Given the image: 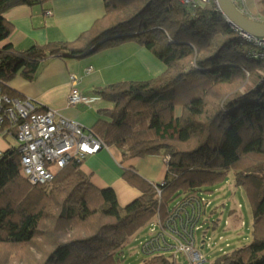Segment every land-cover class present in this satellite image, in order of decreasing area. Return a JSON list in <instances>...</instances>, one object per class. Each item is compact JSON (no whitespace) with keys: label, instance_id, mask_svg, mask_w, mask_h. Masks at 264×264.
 <instances>
[{"label":"trees","instance_id":"obj_1","mask_svg":"<svg viewBox=\"0 0 264 264\" xmlns=\"http://www.w3.org/2000/svg\"><path fill=\"white\" fill-rule=\"evenodd\" d=\"M48 1L0 0V80L34 79L50 56L138 42L166 69L101 89L114 107L92 129L125 158L169 156L167 176L161 194L142 181V194L123 206L114 188L90 181L84 160L73 159L49 183L31 184L11 147L0 157V264H123L124 245L143 225L164 223L177 202L212 192L231 171L252 207V241L219 250L215 264H264V60L251 56L252 43L213 0H104L105 15L75 41L16 50L4 12ZM178 258L153 253L141 264H181Z\"/></svg>","mask_w":264,"mask_h":264},{"label":"crops","instance_id":"obj_2","mask_svg":"<svg viewBox=\"0 0 264 264\" xmlns=\"http://www.w3.org/2000/svg\"><path fill=\"white\" fill-rule=\"evenodd\" d=\"M48 9L52 11L51 15L46 14ZM105 13L104 0H50L44 5H15L4 12V17L13 27L8 41L16 50L26 51L36 45L75 41ZM154 64L160 65L159 60L144 46L130 40L82 56L47 57L41 61L34 79L17 75L8 85L12 95L35 100L38 109H55L61 115L93 128L100 118L108 117L107 111L114 107L101 96V89L121 80L158 76L151 70ZM88 68L90 72H87ZM71 74L79 77V90L85 96L95 98L89 105L68 104ZM141 75L144 76L140 78ZM13 146H17L15 138L0 135V153ZM167 169L162 154L125 158L115 144L88 155L82 164L90 181L99 188H114L123 206L142 194L140 182L153 185L164 182ZM231 209L230 214L240 213ZM235 219L236 223L241 221L238 216Z\"/></svg>","mask_w":264,"mask_h":264},{"label":"built area","instance_id":"obj_3","mask_svg":"<svg viewBox=\"0 0 264 264\" xmlns=\"http://www.w3.org/2000/svg\"><path fill=\"white\" fill-rule=\"evenodd\" d=\"M180 1L184 4L196 2V0ZM213 1L222 12L219 0ZM232 1L242 13L252 19L260 20L250 13L247 0ZM46 14L51 15L52 11L48 9ZM225 19L246 41L252 43L251 56L264 60V37H257L243 31L226 15ZM90 70L88 68L87 72ZM78 82L79 77L71 74L72 90L68 97V104L89 105L95 98L85 96L77 87ZM5 87L9 88L8 83L0 80V135L12 136L13 132L16 134L15 139L20 154V174L31 184L49 183L73 159L84 160L88 155L108 147V144L92 128L61 115L55 109L47 108L39 111L35 100L10 95ZM2 154L0 153V157ZM168 160L169 156H165L166 163ZM162 185L164 182L156 185L159 194H161ZM205 201L204 197L179 201L175 204L177 207L174 213L164 223H161L159 218L151 222L154 231L156 228L158 231L155 236L142 244V251L146 255L162 253L177 258L185 254L191 264L205 262V254L195 246V231L203 228L202 221L206 216V208L210 205ZM181 222L186 225V228L173 231L172 228L175 225L179 227ZM169 230L172 233L171 236L168 233ZM174 236L178 239L175 245H161V243L165 244L162 239L171 243L174 241ZM223 250L222 248L221 251Z\"/></svg>","mask_w":264,"mask_h":264},{"label":"rangeland","instance_id":"obj_4","mask_svg":"<svg viewBox=\"0 0 264 264\" xmlns=\"http://www.w3.org/2000/svg\"><path fill=\"white\" fill-rule=\"evenodd\" d=\"M247 7L249 9L251 7L250 13L253 16L264 21V0H247ZM233 35L237 36L236 33ZM158 60L160 65L154 64L151 67L156 75L161 74L166 69V64L160 59ZM151 70L148 74H151ZM113 71H116V69ZM143 76L141 75L140 78ZM213 189L212 192L203 195L205 202H209L210 205L206 208V216L202 221L203 228L201 227L195 231L196 249L206 256V261L201 264H215L216 255L221 254L219 250L222 248L231 251L252 241V207L244 187L237 184L234 173L231 171L226 181L217 184ZM231 208L237 209V212L240 213L238 215L230 214L232 212ZM237 216L241 221L238 220L236 223L235 218ZM173 222L176 221L173 220ZM233 222L237 224V227ZM214 223L218 224L217 228L213 226ZM181 228H186V225L182 222L179 227L175 225L172 230L179 231ZM156 231H158V228L154 231L153 225L148 222L128 239L120 253L124 260L123 264H141L147 256L142 251V244L155 236ZM168 233H170V236L172 235L170 230ZM176 241L178 242V239L175 236L174 241L171 243L162 239L165 244L161 243V245H175ZM178 259L181 264H191L187 256L180 255Z\"/></svg>","mask_w":264,"mask_h":264},{"label":"water","instance_id":"obj_5","mask_svg":"<svg viewBox=\"0 0 264 264\" xmlns=\"http://www.w3.org/2000/svg\"><path fill=\"white\" fill-rule=\"evenodd\" d=\"M222 12L243 31L264 37V21H258L242 13L232 0H219Z\"/></svg>","mask_w":264,"mask_h":264}]
</instances>
